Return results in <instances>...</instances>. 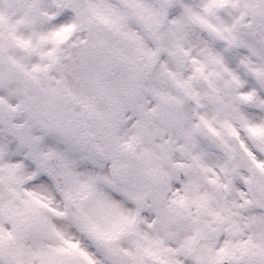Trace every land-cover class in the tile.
<instances>
[{"label":"snow or ice","instance_id":"obj_1","mask_svg":"<svg viewBox=\"0 0 264 264\" xmlns=\"http://www.w3.org/2000/svg\"><path fill=\"white\" fill-rule=\"evenodd\" d=\"M0 264H264V0H0Z\"/></svg>","mask_w":264,"mask_h":264}]
</instances>
